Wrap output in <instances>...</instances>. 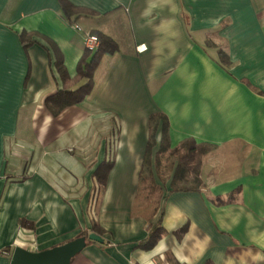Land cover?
Segmentation results:
<instances>
[{
    "label": "crops",
    "instance_id": "crops-1",
    "mask_svg": "<svg viewBox=\"0 0 264 264\" xmlns=\"http://www.w3.org/2000/svg\"><path fill=\"white\" fill-rule=\"evenodd\" d=\"M97 31L118 49L62 106ZM156 112L171 148L213 144L197 186L171 187ZM93 220L107 242L87 237L70 264H264V0H0V264Z\"/></svg>",
    "mask_w": 264,
    "mask_h": 264
},
{
    "label": "trees",
    "instance_id": "trees-1",
    "mask_svg": "<svg viewBox=\"0 0 264 264\" xmlns=\"http://www.w3.org/2000/svg\"><path fill=\"white\" fill-rule=\"evenodd\" d=\"M95 33L98 35L100 43L95 50L85 48L84 53L78 62L77 73L73 81L74 83L79 82L78 87L75 89H64L63 94L56 97V99H60L58 102H60L62 106L64 104L76 103L83 97L84 93L87 92L92 86L93 71L102 55L106 52H115L118 49V44L111 36L99 31ZM22 37L25 43L34 41V39L28 35ZM52 44L55 45L54 43ZM219 58L223 64H228L229 58L227 53H219ZM56 62L59 71L62 73V75H65L66 68L60 56ZM69 94L70 97L68 96ZM58 110L59 109H55L53 112L57 113ZM160 121H162V126L159 151L163 152L168 150L172 161L177 163L170 182L171 187L173 189H189L197 186L199 183L198 175L202 157L205 153L212 149L213 144L205 141L196 142L192 137H185L176 146L171 148L169 146L170 139L168 131V118L163 112H156L150 115L149 144L153 143L155 140V129ZM148 152L149 150L146 152L147 155L145 154L143 167L141 170V178L143 177V180L147 179L148 175H150V160L146 159L149 157ZM95 174L99 178L98 184L102 186L104 181H102L101 178H104V174L101 171H97ZM187 174L190 175V177L185 176ZM92 230L99 234L102 233L101 227H99L95 220H93L92 223ZM5 249L8 251V253H10V247H6Z\"/></svg>",
    "mask_w": 264,
    "mask_h": 264
},
{
    "label": "water",
    "instance_id": "water-1",
    "mask_svg": "<svg viewBox=\"0 0 264 264\" xmlns=\"http://www.w3.org/2000/svg\"><path fill=\"white\" fill-rule=\"evenodd\" d=\"M106 243L107 239L94 230L63 243L40 250L15 245L10 256L11 264H70L71 258L86 245V238Z\"/></svg>",
    "mask_w": 264,
    "mask_h": 264
},
{
    "label": "built area",
    "instance_id": "built-area-1",
    "mask_svg": "<svg viewBox=\"0 0 264 264\" xmlns=\"http://www.w3.org/2000/svg\"><path fill=\"white\" fill-rule=\"evenodd\" d=\"M75 26L77 28H80L79 24H75ZM83 43L85 48L95 50L98 47L100 40L96 33L86 32L83 38ZM138 48L139 49L145 48V44H140Z\"/></svg>",
    "mask_w": 264,
    "mask_h": 264
},
{
    "label": "rangeland",
    "instance_id": "rangeland-1",
    "mask_svg": "<svg viewBox=\"0 0 264 264\" xmlns=\"http://www.w3.org/2000/svg\"><path fill=\"white\" fill-rule=\"evenodd\" d=\"M85 48V47H84ZM224 173H227V172H223V175H224Z\"/></svg>",
    "mask_w": 264,
    "mask_h": 264
}]
</instances>
